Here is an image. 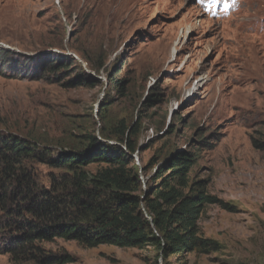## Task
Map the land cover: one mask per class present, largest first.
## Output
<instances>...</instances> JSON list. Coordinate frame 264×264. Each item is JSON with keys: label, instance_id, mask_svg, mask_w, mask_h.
Listing matches in <instances>:
<instances>
[{"label": "rangeland", "instance_id": "1", "mask_svg": "<svg viewBox=\"0 0 264 264\" xmlns=\"http://www.w3.org/2000/svg\"><path fill=\"white\" fill-rule=\"evenodd\" d=\"M56 1L0 0V41L18 55L0 53V63L10 66L5 74L0 68V136L55 154L84 134L115 133L121 124L128 129L140 114L129 163L139 193H147L152 158L213 134L189 179H208L207 192L225 206L210 204L200 218L201 236L218 245L207 253L164 260L152 245L89 247L62 239L42 248L69 255L70 264H264V0H222L231 8L220 15L193 0ZM45 53L74 63L54 75L44 72L46 62L39 71L26 61ZM98 64L94 87L68 85L78 68ZM115 69L116 79L126 81L124 94L106 80ZM154 91L157 101L148 111L140 107ZM32 167L48 185L54 170ZM0 264L12 263L0 254Z\"/></svg>", "mask_w": 264, "mask_h": 264}, {"label": "trees", "instance_id": "2", "mask_svg": "<svg viewBox=\"0 0 264 264\" xmlns=\"http://www.w3.org/2000/svg\"><path fill=\"white\" fill-rule=\"evenodd\" d=\"M0 53L16 55L5 50ZM46 56L26 61L39 71L46 62L44 72L54 75L74 63L63 55ZM8 65L0 63L4 74ZM101 66L87 67L93 75L78 68L68 85L94 87L100 82L96 72ZM118 70L112 71L113 78L109 74L105 77L124 94L126 81L114 76ZM156 92L151 97L146 93L140 107L148 111L157 101ZM140 120L138 114L135 124L128 129L118 125L115 133L101 129L97 135L84 134L57 148L55 154L24 138L0 136V254L8 255L12 264L72 263L69 255L42 248V243L55 239L89 247L152 245L164 260L169 254L180 257L217 250L216 242L201 236L199 221L208 205L225 203L207 192L208 179H189L198 152L212 147L209 140L213 134L194 138L189 149L174 148L163 158H152L153 185L147 193H139L138 172L129 162L136 149L134 135ZM99 138L113 139L117 144H106ZM260 146L264 148V143ZM94 163L106 167L92 174L87 168ZM34 164L54 170L48 185L42 184Z\"/></svg>", "mask_w": 264, "mask_h": 264}]
</instances>
